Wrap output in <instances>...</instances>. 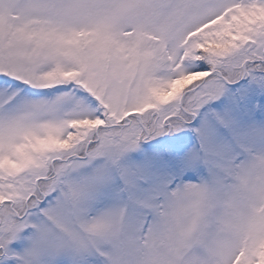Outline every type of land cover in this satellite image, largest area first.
<instances>
[{
    "label": "snow or ice",
    "instance_id": "snow-or-ice-1",
    "mask_svg": "<svg viewBox=\"0 0 264 264\" xmlns=\"http://www.w3.org/2000/svg\"><path fill=\"white\" fill-rule=\"evenodd\" d=\"M0 264H264V0H0Z\"/></svg>",
    "mask_w": 264,
    "mask_h": 264
}]
</instances>
